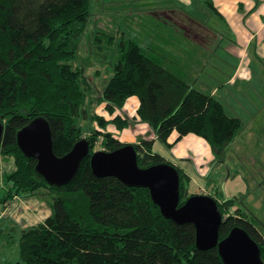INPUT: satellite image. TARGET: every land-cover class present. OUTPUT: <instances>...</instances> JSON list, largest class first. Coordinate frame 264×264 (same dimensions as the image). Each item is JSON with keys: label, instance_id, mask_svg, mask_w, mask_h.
<instances>
[{"label": "trees", "instance_id": "1", "mask_svg": "<svg viewBox=\"0 0 264 264\" xmlns=\"http://www.w3.org/2000/svg\"><path fill=\"white\" fill-rule=\"evenodd\" d=\"M212 6L210 0H206ZM205 1V2H206ZM91 15V0H0V122L4 125L0 154L12 157L15 169L6 174L8 198L40 189L53 193L50 214L21 232L24 264H224L216 248L199 250L191 223L178 225L165 218L144 187L127 186L115 177H96L85 157L75 177L61 186L49 185L34 169L36 160L23 155L17 131L35 117L51 129L53 151L61 156L82 138L90 152L112 151L124 144L99 129L84 135L79 121L89 114L92 91L84 75L86 61L79 47ZM136 97V118L152 128L157 140L172 146L183 136L202 138L216 157L242 127L220 100L190 86L178 74L146 56L134 41L117 50L112 75L96 100L113 113ZM126 119L113 117L118 127ZM176 133L171 138L172 133ZM100 139V140H99ZM137 163L146 168L172 162L152 150V139L130 143ZM179 174V205L187 193L188 174ZM223 222L219 238L236 225L257 242L264 262V235L240 209L229 213L232 198L218 199Z\"/></svg>", "mask_w": 264, "mask_h": 264}, {"label": "rangeland", "instance_id": "2", "mask_svg": "<svg viewBox=\"0 0 264 264\" xmlns=\"http://www.w3.org/2000/svg\"><path fill=\"white\" fill-rule=\"evenodd\" d=\"M146 1L91 0V15L79 47L80 57L86 61L84 75L92 87L91 94L88 96L89 114L87 118L79 121L83 135L90 129L100 128L99 121L95 117H102L103 122L106 123L103 129L112 132L117 138L123 139L126 134L140 135V137L145 138L142 135L144 129L149 130L148 134L154 133L148 123L136 118V105H138L136 97L127 98L123 106L113 113L107 111L104 104L96 100L112 75L117 50L126 47L128 41L136 42L146 56H154L152 59L159 64L165 61L171 66L180 65L178 70L173 73L178 74L181 78L184 77L180 71L184 66V62L181 61L184 54L182 51L174 52L171 47L170 52L161 54V49L154 45V37L150 39H153L152 41L146 42L145 38L149 34L153 36L157 33L156 28L157 30L162 28L160 27L162 26L161 23H158L156 28H152V19L159 13L142 4ZM205 1L189 0L188 5H186L177 0H170V10L195 16L200 20L198 22L204 26L203 29L213 33L218 32L224 36L225 41L233 39L232 31L225 28L224 22ZM175 24L178 25V23ZM171 26L175 29L169 32V36L171 38L175 36V39L173 38L169 45L174 46L173 43L177 37L181 43L184 42L183 45H189L191 40L187 39L186 33H184L185 28L180 25L178 28ZM220 41L218 40V44ZM103 51H106L107 54L105 57L106 65L97 64L102 59L100 53ZM207 69L209 70L210 67L208 66ZM227 106L229 108L230 105ZM255 111L257 112L242 113L240 116L242 127L235 134L233 140L225 146L221 157H216L209 147L213 158L201 151V158L193 155L188 157V161L181 160L183 156H178L181 150L180 146L177 148L173 145L165 146L159 140L153 141L152 150L174 165H180L181 167H179L182 169L185 166L184 168L189 169L193 180L187 186L188 194H215L221 201L222 198L234 199V204L229 213L234 214L236 208L240 209L250 220H254L264 235V109ZM116 115L126 119L125 122L127 121L121 128L112 122ZM134 141L136 140L134 139ZM100 146L99 141L93 150H100ZM0 158L3 160V166H0V169L6 175L13 170L11 169L13 158L4 157L1 154ZM5 175L0 182V208L2 212L0 218V264H24L19 254L21 232L50 213L53 193L49 190L40 189L36 194L30 196V201L35 199L40 204L39 210L32 217V215L26 214L28 210H24V205L21 204L16 208L10 202L7 196L10 183H7ZM32 218L31 225H26V223L31 222Z\"/></svg>", "mask_w": 264, "mask_h": 264}, {"label": "crops", "instance_id": "3", "mask_svg": "<svg viewBox=\"0 0 264 264\" xmlns=\"http://www.w3.org/2000/svg\"><path fill=\"white\" fill-rule=\"evenodd\" d=\"M177 1L186 5L189 3V0ZM210 1L213 12L224 22L225 28L232 31L233 39L225 41L224 36L218 32L213 33L203 29L204 26L198 22L200 20L195 16L170 10V0H147L146 3H142L159 13H156L158 15L152 19V28H156L158 23L162 25L161 29L157 30L156 28V34L153 36L149 34L145 39L148 42L152 41L153 39H150L154 37V45L161 49V54L170 52L171 47L174 52L182 51L184 53L183 58L181 57V61L184 62V66L180 70L184 75L182 79L193 88L211 94L220 100L229 115L241 118L240 116L244 112L255 113L257 112L255 110L264 109V0ZM173 22L185 28L184 33H186L187 39L191 40L189 45H183L184 42L181 43L177 39L178 37L173 43L174 46L169 45L175 37L169 36V32L175 29L171 25L178 28V25ZM218 40H221L220 44H218ZM100 55H102L100 57L102 59L97 64L106 65V51ZM160 65L171 72H175L180 66H171L165 61L160 62ZM227 105H230L229 108ZM148 131L144 129L142 132L145 138L128 133L130 135L126 134L123 139H119L126 143L138 142L140 139L157 140L155 134H151L152 132L148 134ZM147 135L150 136L147 137ZM175 136L174 132L171 138ZM173 146L176 148L180 146L181 150L178 156H183L181 160L188 161V157L193 155L201 158V151L213 158L208 144L202 138L192 134L183 136ZM0 166H3L1 158ZM184 167L183 170L188 174L189 182H191L193 179L189 169ZM11 169H15L13 161H11ZM3 175L5 174L0 169V182L3 180ZM32 195H14L9 200L16 208L21 204L24 205V210H28L26 214L33 217L39 210L40 204L35 199L30 201ZM1 216L0 208V218ZM32 220L33 218L26 225H31ZM43 220L44 218L39 222Z\"/></svg>", "mask_w": 264, "mask_h": 264}, {"label": "water", "instance_id": "4", "mask_svg": "<svg viewBox=\"0 0 264 264\" xmlns=\"http://www.w3.org/2000/svg\"><path fill=\"white\" fill-rule=\"evenodd\" d=\"M4 125L0 122V144ZM18 148L24 156L36 160L35 171L49 184L61 186L76 175L81 161L89 156L96 177L112 176L127 186L147 188L161 214L181 225L191 223L195 228V245L199 250L216 248L224 264H264L257 242L241 226L230 229L219 238L223 216L214 197L193 194L179 205V174L174 165L163 162L141 168L137 151L130 143L112 151L90 152L86 138L77 141L65 154L53 151L48 121L35 117L16 133Z\"/></svg>", "mask_w": 264, "mask_h": 264}]
</instances>
